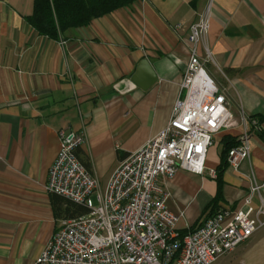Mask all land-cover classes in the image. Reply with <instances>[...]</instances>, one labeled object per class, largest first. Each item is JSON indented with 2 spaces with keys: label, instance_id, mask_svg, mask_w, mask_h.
Instances as JSON below:
<instances>
[{
  "label": "crops",
  "instance_id": "0c3cea01",
  "mask_svg": "<svg viewBox=\"0 0 264 264\" xmlns=\"http://www.w3.org/2000/svg\"><path fill=\"white\" fill-rule=\"evenodd\" d=\"M33 9L34 0H0V264H33L53 237L59 221L45 185L60 130L84 131L79 157L105 185L121 155L166 126L183 97L188 28L201 17L209 28L198 54L205 59L208 50L205 69L237 126L214 136L203 175L179 170L160 184L168 210L182 213L176 231L204 220L214 199L213 213L236 210L251 183L264 182V142L255 133L247 160L227 166L220 184L208 176L223 137L242 132L241 115L264 114V0H139L58 40L27 23ZM142 60L157 78L146 90L131 82ZM214 264H264V228Z\"/></svg>",
  "mask_w": 264,
  "mask_h": 264
},
{
  "label": "built area",
  "instance_id": "2783aa9c",
  "mask_svg": "<svg viewBox=\"0 0 264 264\" xmlns=\"http://www.w3.org/2000/svg\"><path fill=\"white\" fill-rule=\"evenodd\" d=\"M208 28L206 17L188 28V62L179 86L183 97L175 102L168 123L126 156L105 185L76 155L86 142L84 131L58 132L59 149L45 190L88 213L60 220L33 264H214L264 228V182H252L240 207L217 211L181 243L175 240L182 213L168 210L169 194L160 184L179 170L203 175L214 136L237 126L225 92L205 69L208 50L205 59L198 54ZM248 117L241 115L240 144L227 155L232 168L249 158V124L255 121ZM208 176L214 179L215 171Z\"/></svg>",
  "mask_w": 264,
  "mask_h": 264
},
{
  "label": "trees",
  "instance_id": "16d2710c",
  "mask_svg": "<svg viewBox=\"0 0 264 264\" xmlns=\"http://www.w3.org/2000/svg\"><path fill=\"white\" fill-rule=\"evenodd\" d=\"M139 0H34V9L27 23L40 35L52 40H58L66 31L86 27L94 19L106 16L116 10L132 6ZM255 125L249 124V134H257L264 142L261 125L264 122V114L249 116ZM238 138L226 135L223 137V150L220 154V162L215 171V180L220 184L222 175L227 168V155L229 150L239 146ZM76 155L81 164L90 171V163L86 159ZM127 155H121L123 159ZM216 199L205 208L202 213L204 220L212 216ZM50 204L55 220H71L85 216L88 211L83 206L74 204L60 196L50 194ZM206 215V216H205ZM198 221L187 230L177 232L176 241L181 243L188 232L199 227L202 222Z\"/></svg>",
  "mask_w": 264,
  "mask_h": 264
},
{
  "label": "water",
  "instance_id": "95a60500",
  "mask_svg": "<svg viewBox=\"0 0 264 264\" xmlns=\"http://www.w3.org/2000/svg\"><path fill=\"white\" fill-rule=\"evenodd\" d=\"M157 78L151 70L147 61L142 60L138 66L135 75L132 77L131 82L133 86H137L142 90H146L151 87Z\"/></svg>",
  "mask_w": 264,
  "mask_h": 264
}]
</instances>
